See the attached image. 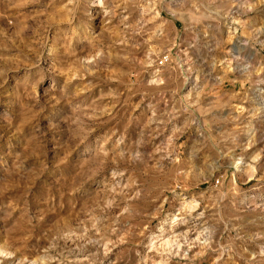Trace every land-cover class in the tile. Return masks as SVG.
<instances>
[{"label":"rangeland","instance_id":"rangeland-1","mask_svg":"<svg viewBox=\"0 0 264 264\" xmlns=\"http://www.w3.org/2000/svg\"><path fill=\"white\" fill-rule=\"evenodd\" d=\"M164 229L264 264V0H0V264H160Z\"/></svg>","mask_w":264,"mask_h":264},{"label":"bare ground","instance_id":"bare-ground-1","mask_svg":"<svg viewBox=\"0 0 264 264\" xmlns=\"http://www.w3.org/2000/svg\"><path fill=\"white\" fill-rule=\"evenodd\" d=\"M191 208V207H190ZM194 210V209H193ZM174 222V221H173ZM195 231V230H194ZM181 234V233H180ZM188 235V234H187ZM186 235V236H187ZM204 236V235H203ZM201 233L197 235L196 241L200 242V240H203L206 244L207 238L203 237ZM203 237V238H202ZM155 238V237H154ZM182 238V237H181ZM193 240V239H192ZM210 240V239H209ZM202 241V242H203ZM202 245V244H201ZM204 246V245H203ZM205 247V246H204ZM150 252H153L157 254L158 260H160V264H169V261L177 255L184 249L182 248V244H180L179 240L177 239V236L173 235L166 231L165 229L162 231L161 235L157 238L153 239L150 244ZM3 253V252H2ZM6 254V253H5ZM150 254V253H149ZM183 254V253H182ZM7 257V256H6ZM151 257V256H150ZM180 257V255H179ZM49 264V263H48ZM155 264H157L155 262Z\"/></svg>","mask_w":264,"mask_h":264},{"label":"built area","instance_id":"built-area-1","mask_svg":"<svg viewBox=\"0 0 264 264\" xmlns=\"http://www.w3.org/2000/svg\"><path fill=\"white\" fill-rule=\"evenodd\" d=\"M167 62H169V57L168 56L162 57L161 63L165 65V64H167Z\"/></svg>","mask_w":264,"mask_h":264}]
</instances>
